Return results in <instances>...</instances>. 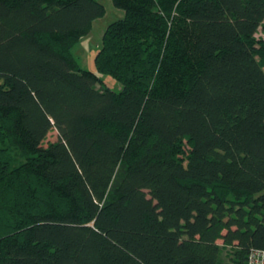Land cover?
<instances>
[{"label":"trees","instance_id":"16d2710c","mask_svg":"<svg viewBox=\"0 0 264 264\" xmlns=\"http://www.w3.org/2000/svg\"><path fill=\"white\" fill-rule=\"evenodd\" d=\"M111 1L94 63L118 91L72 52L101 3L0 0V264H246L264 249V0Z\"/></svg>","mask_w":264,"mask_h":264},{"label":"rangeland","instance_id":"374dc122","mask_svg":"<svg viewBox=\"0 0 264 264\" xmlns=\"http://www.w3.org/2000/svg\"><path fill=\"white\" fill-rule=\"evenodd\" d=\"M101 3L104 7V15L102 17L93 20L91 29L89 33L85 36L79 38L76 44L72 47L73 55L80 68L92 71L100 76L102 79L101 86L110 88L113 91H118L120 89V83L108 75L98 74L96 71L94 57L101 45L102 34L110 23L123 19L124 11L122 9L114 7L111 0H96ZM231 15V13L229 12ZM257 39L263 38L264 34L259 29L255 34ZM57 139V132L52 129L46 135L42 144L47 145L48 142H53ZM2 149L6 150L8 160L12 162L20 161L22 158L18 155V152L8 145H1ZM221 243V241H218Z\"/></svg>","mask_w":264,"mask_h":264},{"label":"built area","instance_id":"2783aa9c","mask_svg":"<svg viewBox=\"0 0 264 264\" xmlns=\"http://www.w3.org/2000/svg\"><path fill=\"white\" fill-rule=\"evenodd\" d=\"M246 264H264V249H250Z\"/></svg>","mask_w":264,"mask_h":264}]
</instances>
